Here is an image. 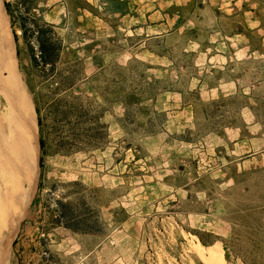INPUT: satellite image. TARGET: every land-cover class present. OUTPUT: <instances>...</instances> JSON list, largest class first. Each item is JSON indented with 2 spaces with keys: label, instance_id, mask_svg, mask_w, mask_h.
Instances as JSON below:
<instances>
[{
  "label": "rangeland",
  "instance_id": "rangeland-1",
  "mask_svg": "<svg viewBox=\"0 0 264 264\" xmlns=\"http://www.w3.org/2000/svg\"><path fill=\"white\" fill-rule=\"evenodd\" d=\"M31 14L65 44L61 78L32 82L59 152L40 150L15 42L0 79L25 123L0 264H205L198 242L264 264V0H36ZM58 201L90 229H67Z\"/></svg>",
  "mask_w": 264,
  "mask_h": 264
},
{
  "label": "trees",
  "instance_id": "trees-1",
  "mask_svg": "<svg viewBox=\"0 0 264 264\" xmlns=\"http://www.w3.org/2000/svg\"><path fill=\"white\" fill-rule=\"evenodd\" d=\"M7 14L10 18L13 35L16 42L17 56L19 58L22 70L27 77L29 89L33 95L36 113L38 115V124L41 127V137L39 139L40 150L46 155L58 153L57 150L50 149V140L46 136L44 118L42 115L41 93L36 90L32 82L36 76H40L44 70L51 71L54 79L61 78L62 74L58 71V64L61 60L62 53L65 49L64 41L56 31V25L44 19L31 14L35 7L36 0H19L18 4L11 3L9 0L4 1ZM29 21V22H28ZM22 41V46H21ZM68 80H65L67 82ZM63 83V84H64ZM61 86L56 90H60ZM59 104H54L52 108L59 116L66 117L68 111H58ZM57 107V108H56ZM79 116H85V112L76 113ZM79 118V117H78ZM98 128L103 127L99 117H95ZM86 132V131H85ZM88 132V131H87ZM76 138H83L80 133ZM59 211L65 220L64 226L73 232H86L90 229L88 219L83 215H77L72 207V203L58 201Z\"/></svg>",
  "mask_w": 264,
  "mask_h": 264
},
{
  "label": "bare ground",
  "instance_id": "bare-ground-1",
  "mask_svg": "<svg viewBox=\"0 0 264 264\" xmlns=\"http://www.w3.org/2000/svg\"><path fill=\"white\" fill-rule=\"evenodd\" d=\"M7 20L9 21V16L3 0H0V54L3 58L5 57V59L9 60V53L11 54L12 51L15 55L16 52L14 49V35ZM6 67L9 69L8 66ZM7 89L6 81L0 79V99L2 100V102H0V171L3 173V179L0 182V228L2 221L7 217L6 213L9 209V194L13 193L14 187L13 184H10L9 182V171H17V168L19 167L18 142L23 134V127H21V125L22 123H25L19 118V121H15L14 112H12L13 108L11 106L13 102L9 98ZM17 94L19 102L21 103V101H23V95H21L19 91ZM17 106V112L21 113V107L19 105ZM24 109L25 106L23 110ZM194 251L205 264H227L225 251L221 243L207 248L198 242L194 245Z\"/></svg>",
  "mask_w": 264,
  "mask_h": 264
}]
</instances>
